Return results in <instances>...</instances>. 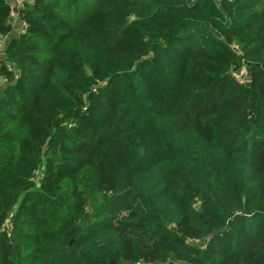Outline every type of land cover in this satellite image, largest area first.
I'll return each instance as SVG.
<instances>
[{"label":"trees","instance_id":"trees-1","mask_svg":"<svg viewBox=\"0 0 264 264\" xmlns=\"http://www.w3.org/2000/svg\"><path fill=\"white\" fill-rule=\"evenodd\" d=\"M0 42V264H264V0H0Z\"/></svg>","mask_w":264,"mask_h":264},{"label":"rangeland","instance_id":"rangeland-1","mask_svg":"<svg viewBox=\"0 0 264 264\" xmlns=\"http://www.w3.org/2000/svg\"><path fill=\"white\" fill-rule=\"evenodd\" d=\"M23 1H24V0H23ZM23 1H22V2H23ZM10 3H11V8L13 9V11H15V10L18 8V6H19V5L17 4V1H16V0H10ZM14 19H15V17H14ZM12 23H14V24L16 23V24H15V27H16V34L19 33V32H20V28H21L20 26H21V25H20L19 23H17V19H16L15 21L12 20ZM0 50H1V49H0Z\"/></svg>","mask_w":264,"mask_h":264},{"label":"built area","instance_id":"built-area-1","mask_svg":"<svg viewBox=\"0 0 264 264\" xmlns=\"http://www.w3.org/2000/svg\"><path fill=\"white\" fill-rule=\"evenodd\" d=\"M17 1V4L20 5L22 3L23 0H16ZM0 53H2V50H3V42H0ZM236 79L241 83V80L239 79L238 76H236ZM0 82H1V79H0Z\"/></svg>","mask_w":264,"mask_h":264}]
</instances>
